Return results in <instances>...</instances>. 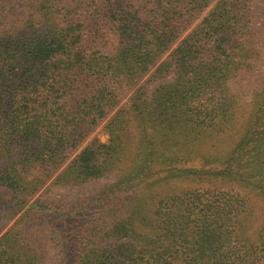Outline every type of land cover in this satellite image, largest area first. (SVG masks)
<instances>
[{"label":"trees","instance_id":"obj_1","mask_svg":"<svg viewBox=\"0 0 264 264\" xmlns=\"http://www.w3.org/2000/svg\"><path fill=\"white\" fill-rule=\"evenodd\" d=\"M18 1L0 0V264H264V0ZM199 126L237 133V191L154 188L204 173L178 150Z\"/></svg>","mask_w":264,"mask_h":264},{"label":"rangeland","instance_id":"obj_2","mask_svg":"<svg viewBox=\"0 0 264 264\" xmlns=\"http://www.w3.org/2000/svg\"><path fill=\"white\" fill-rule=\"evenodd\" d=\"M2 1H3V5L5 6L7 2H9L10 0H2ZM216 1L217 0H212V4H214ZM252 80H254V77L252 78ZM127 97L121 103H119L117 108H119L122 105H125ZM191 105H195V103ZM111 114L107 117V119L111 116ZM107 119L101 122L92 131L88 139L84 142V144L81 147L86 145V143L89 142L91 139H96L100 143H107L108 135L104 130V125ZM199 125L202 126L201 123H199ZM200 126L196 130L195 129L190 130L192 134H190V136L186 139V141L181 144L178 150H180V154H181V165H183L186 168L198 166V168L204 170V173L198 175L197 177L194 176L190 179L183 177V179L180 180L171 178L169 175H167V173H160L154 176L151 179L152 181L149 180L148 181L149 184L153 183L155 185L154 188H159L160 186L164 187L163 185L168 184L171 187L183 188L190 191L198 190L200 192L209 190V191H216V193H220V192L231 193V191L232 192L237 191V189L234 187L232 183L233 181H231L228 178L227 172L223 170L225 167L224 160L226 159L224 158V155H226V153L230 151L231 149L230 146L234 143L237 133L231 132L230 131L231 129L225 130V132H223L222 134H218V132L210 133L207 131V127L205 126L200 127ZM148 130L149 131L147 134L148 135L147 141L149 142L152 141V143L147 145V147L159 148L157 141L158 137L156 133H154V130L152 128ZM130 141L133 143H139L140 136L131 135L128 137L126 142H130ZM81 147L78 149V151L81 149ZM191 150L193 151V153L192 156L190 157L188 152ZM231 158H232L231 172H235V173L239 172L241 168L245 166L248 162V157L245 151L242 150V148L234 149ZM60 170H58L54 174V176L45 184V186L42 189H40V191L29 200L28 204L32 203L37 199L40 200L47 199V197L49 196L48 192L52 187L51 184L52 180L55 178V176ZM61 197H63V195H61ZM251 201L255 204L254 197L251 198ZM23 211L24 210H21L18 214H16L15 217L6 226V228L10 227L13 224V222L16 219H18V217L22 214ZM251 213L253 217L251 224L254 229L255 227L258 226L261 220V205L255 204V206L251 210Z\"/></svg>","mask_w":264,"mask_h":264}]
</instances>
